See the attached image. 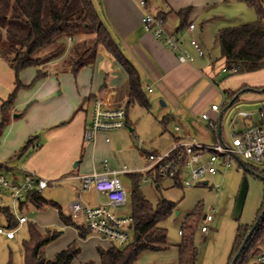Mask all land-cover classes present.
<instances>
[{
    "label": "rangeland",
    "instance_id": "obj_1",
    "mask_svg": "<svg viewBox=\"0 0 264 264\" xmlns=\"http://www.w3.org/2000/svg\"><path fill=\"white\" fill-rule=\"evenodd\" d=\"M224 9L228 11L221 18L210 19L205 15H201L194 22L197 31L201 29V34L197 32L196 36L203 45L206 57H211L214 61H217L214 68V72L217 73L215 82L221 88H227L229 85L237 87L249 84L244 89L255 90L250 92L255 96L253 100H240L233 106L225 108L221 122L222 135L223 140L231 144L232 133H239L259 121L260 109L264 103V92H261L264 88V70L249 74H231L229 71L223 70L221 48L216 40L217 33L221 28L237 26L257 19L255 9L246 2H232L226 4ZM189 32L187 30L184 34L186 43H189L193 38V33ZM81 37H84V35L82 34ZM61 62L62 60L58 59L48 64V76L42 80H36L39 69L36 66L25 68L19 73V79L23 86L18 90L14 109L16 108L18 114L24 113L18 119L27 120L28 117H31L33 120L29 125L33 128L37 127L39 122L34 117L39 114L51 118L60 114L69 104H85L81 99L84 84L79 78V73L59 70L57 66ZM15 80V70L5 58L0 57V91L11 83L13 84L12 89L3 99H7L9 94L16 89ZM255 86L258 88L262 86L260 87L261 90L260 88L256 89ZM247 93L249 91L244 94ZM224 97L227 99L226 103L228 105L232 99L227 94ZM222 99V94H219L215 102L221 105ZM128 100L125 97L122 106L128 107L132 122L130 126L134 127V130L130 131L129 127H124L119 136H116L117 133L112 131L113 134H110L109 142L104 140L100 147H95L94 154L90 150L82 163V168L88 169L89 172L87 173L94 171L95 164L100 165L103 162H107L108 168L111 169H124L126 167L132 170H141L149 163L148 153L164 154L180 142L181 139L175 141V138L183 136L185 130L183 123L173 115L172 111L163 107L161 102H157L154 107L151 106L150 109H146L139 104L128 105ZM81 105L78 106L81 108ZM241 111L249 112L251 116L244 121L243 116L239 115ZM169 113L171 115L165 118ZM204 124L209 125V120H205ZM177 125L180 126V131L176 130ZM43 134V129H37L32 136L42 138ZM205 141L206 143L214 142L209 139ZM245 165H254L258 166L260 170L264 169V165H257L245 156L240 155L239 159L235 157L228 166L221 164V162L217 163L218 171L216 174L207 175L201 180H192V186L183 185L175 179L156 180L150 171L145 172L140 180L141 191L145 198L154 207H157L161 200L174 201L177 203V207L170 216L160 222V226L167 229L170 246L159 251H143L139 256L138 264H179V245L183 242L181 231L186 221L193 226L197 224L194 228V242L199 249L198 264H230L239 226L254 224L261 215L264 204L263 175H254L247 171ZM245 176L249 181V189L242 214L240 217H235L234 208ZM117 178L124 186L131 188L132 177L129 173H120ZM206 181H208V184H205ZM72 184H75L74 181L66 178L60 181L55 180L53 184L43 190L42 195L47 200H54L60 204L64 213L71 212V202L78 196ZM82 198L84 203L90 205H99L106 200L109 202L105 194H98L93 189L84 193ZM14 205L17 207L16 214L13 212ZM0 206L9 207L16 218L18 216L28 218L27 222L18 225L13 240H9L0 234V264L9 261L12 264L14 262L25 264L23 243L24 240L29 238L31 224H36L43 233L47 230L61 232L60 236L63 238L59 241L64 244L62 241L66 240L64 248L76 242L81 248V252L76 259L78 262L81 260H94L96 262L97 247H104V244L109 243L93 233H90L84 239L86 240L84 242L72 227L70 228L73 232H70L66 227L57 225V219H60V215L56 207L52 205L37 208L29 202L23 209H20L18 203L14 201L8 192L0 190ZM112 208L118 214L130 215L132 211L131 200H128L124 205H112ZM204 215H212L213 220L205 219ZM83 219L81 215L77 218L78 221H83ZM8 224L6 217L0 214V225L7 227ZM203 225L209 227L207 232L202 231ZM131 234L133 236L132 230ZM109 244L113 243L110 242ZM45 252L46 256L49 257L46 247Z\"/></svg>",
    "mask_w": 264,
    "mask_h": 264
},
{
    "label": "trees",
    "instance_id": "obj_2",
    "mask_svg": "<svg viewBox=\"0 0 264 264\" xmlns=\"http://www.w3.org/2000/svg\"><path fill=\"white\" fill-rule=\"evenodd\" d=\"M254 8L257 19L253 22L222 28L216 35L221 48L224 67L231 74H244L264 69V0H240ZM148 4V0H146ZM193 7L179 11L182 23L180 29L189 28V15ZM158 17L165 21L162 14ZM84 37H81V35ZM71 38V40H69ZM104 49L127 72L129 79V102L150 109L151 103L144 91L140 73L129 58L123 53L119 44L102 20L93 0H0V57L5 58L16 72V89L3 99L0 105L1 123L0 140L5 127L9 124L18 90L23 86L19 73L28 67H39L36 80L48 76V64L58 59L62 62L58 69L77 74L85 66H93ZM243 89V88H242ZM240 89V90H242ZM230 92L235 96L239 91ZM127 105V106H128ZM128 110V107H126ZM215 137L217 132L209 127ZM39 137L30 138L21 148L19 155L37 150ZM179 141L180 138H177ZM182 151L178 149L176 153ZM251 169L264 175V169L248 165ZM132 179L130 198L134 218L133 236L125 246L111 244L109 248L97 247L101 264H138L143 251L164 250L170 246L167 229L160 222L170 216L177 203L161 200L154 207L143 195L140 180L142 172L129 173ZM156 180L162 179L160 175ZM177 182L179 178L175 179ZM42 208L46 201L41 192L32 191L26 202ZM264 210V204L261 212ZM60 218L66 225L77 229L80 239H86L91 233L83 223H77L72 217L59 210ZM199 214L198 212H195ZM0 214L8 221V228H16L19 221L11 209L0 206ZM194 214V213H192ZM254 228L252 225H240L230 258V264L241 248L249 232L254 228L236 264H264L257 262V257L264 251V214ZM186 221L182 229L183 242L179 245V264H198L199 249L194 242V228ZM61 232L47 230L41 232L36 224L29 227V238L24 240L23 251L25 264H72L81 252L76 242L59 251L54 257H47L45 247L60 236ZM6 264H12L11 261ZM83 264H96L94 260Z\"/></svg>",
    "mask_w": 264,
    "mask_h": 264
},
{
    "label": "crops",
    "instance_id": "obj_3",
    "mask_svg": "<svg viewBox=\"0 0 264 264\" xmlns=\"http://www.w3.org/2000/svg\"><path fill=\"white\" fill-rule=\"evenodd\" d=\"M93 1L102 20L123 53L139 71L144 91L151 106L154 107L155 103L161 102L163 107L172 111L173 115L183 123L184 134L183 136H177L175 141H178L177 138L183 140L192 137L191 139L203 143H206L205 140L207 139L215 142L214 134L209 126L204 124L205 120L201 118L202 114L207 112L211 117L218 116L219 119L223 118L225 108H229L230 103L228 105L226 103L221 113L217 115L210 109L212 104H217L215 102L217 95L222 94L224 99L227 94L229 98L234 99L236 95L233 96L230 92L244 89L249 84L237 87L229 85L227 88H221L215 82L217 73L214 72V68L217 61H214L211 57H206L203 45L196 36L197 32L201 34V29L199 31L197 29L191 31L188 27L180 29L182 19L179 11L193 7L189 15V21L190 23H195V19L201 15H205L210 19L221 18L228 11L224 9L226 4L245 2L240 0H148L150 10L155 15L162 14L165 17L166 28L180 40L181 48L186 50L191 58L188 61H181L177 51L166 47L152 32L145 29L142 22L143 10L137 0ZM186 29L193 33V37L198 39L204 50V55H200L197 52L191 40L186 43L184 38ZM222 64L224 65L223 61ZM79 78L84 84V90L81 94V99L85 103L82 104L83 106L80 103L69 104L60 114L51 118L43 117V115L39 114L34 117L35 120H39L35 128L29 125L33 120L31 117H28L27 120L18 119L24 113H19L15 117L16 108L12 111L10 124L4 130L0 140V169L9 179L21 181L25 176V171H35L40 176L48 179L60 181L66 178L74 181L75 184H72V187L78 193L80 186L79 176L90 174L87 173L89 172L87 168H82V163L88 152L91 150L94 154V148L100 147L104 140L107 141V138H110V134L117 133L116 136H119L124 130L123 128L113 133L98 132L96 140L92 142L86 141L84 138L85 129L90 121L91 107L97 96H109L118 105H123L125 97L129 99V79L126 70L106 50L102 49L97 62L93 66H85L79 71ZM12 87L13 84L11 83L0 91L1 102ZM255 88L259 89L256 86ZM248 91L249 93L244 94ZM254 91L244 89L233 105L240 100H253L255 96L250 92ZM78 105H81V108ZM127 112L126 127L133 131L134 127L130 126L132 122L129 117V111L127 110ZM170 115L171 113L167 114L165 118ZM247 117L249 116H243L244 121ZM176 127H179V129H176L177 131L181 130L180 126L177 125ZM220 127L222 130V124ZM37 129L44 130L43 137L37 141L40 144L39 148L34 150V152L31 151L30 153L19 155L21 148L33 137L32 135ZM221 140L224 141L223 135ZM150 154L148 153V155ZM105 164L106 162L100 165L95 164L93 172L104 171L106 169ZM41 194H43V191ZM44 199L46 201L45 205L56 207L58 213L59 210H62V206L56 201L47 200L45 197ZM107 203L108 201L106 200L102 204ZM62 212L64 213L63 210ZM65 214L71 217V212L67 211ZM73 220L80 224L84 222V219L83 221ZM57 225L66 227L70 232H73L70 228L72 227L78 232L73 226L63 223L61 218L57 219ZM14 238L7 239L13 240ZM61 238L63 237L59 236L46 246L49 257H52L65 247L66 240L62 241L64 243L62 244L59 241ZM102 239L110 243L109 240ZM83 241L85 242L86 240L83 239ZM109 243L104 244V247L109 248L111 246ZM75 260L72 264H83L87 261L81 260L78 262L76 260V263ZM96 262L101 264L99 254ZM13 264L16 263L14 262Z\"/></svg>",
    "mask_w": 264,
    "mask_h": 264
},
{
    "label": "built area",
    "instance_id": "obj_4",
    "mask_svg": "<svg viewBox=\"0 0 264 264\" xmlns=\"http://www.w3.org/2000/svg\"><path fill=\"white\" fill-rule=\"evenodd\" d=\"M137 2L143 10L142 22L145 29L152 32L166 47L177 51L181 61L191 60L186 50L181 48L180 40L168 31L165 21L150 10L146 0H137ZM196 29L195 23L189 25V30L194 31ZM191 43L200 55H204V50L197 38L193 37ZM223 70L228 71L225 67ZM226 102L224 98L221 105L212 104L210 109L218 115ZM127 115V109L116 104L109 96H97L93 101L90 121L84 132L85 140L92 142L96 140L98 132L110 133L126 127ZM239 115L250 116L251 113L240 112ZM201 118L209 120L208 126L217 132L218 139L216 142L203 143L187 138L175 144L173 148L164 154L151 153L148 165L141 170H132L126 167L124 169H110L106 162L104 171L80 175L78 196L71 202L70 206L71 217L77 219L80 215L83 216V223L91 233L99 235L116 245L125 246L132 240L131 230L134 218L132 214H118L112 208V205H124L130 198V190L118 180V174L131 172H142L144 174L150 171L153 177L157 175H160L162 179H177L178 177L181 184L192 186V180H201L207 175L216 174L218 171L217 163L221 162V164L228 166L236 156L243 155L257 165H264V103L260 109L259 121L239 133H232L231 144L219 138L220 119L218 116L211 117L209 113L205 112ZM176 129H179V127H176ZM107 141H110V138H107ZM38 146L39 143H36L35 147ZM178 149H182V151L176 153ZM54 182L55 180H48L35 171H25L23 180L15 181L9 179L0 169V190L8 192L19 207L27 200L30 192H42ZM92 189L100 194H105L109 202L99 205L84 203L83 194ZM13 212L14 214L17 213L15 205ZM16 219L19 221V225L28 221L25 216H18ZM205 219L211 221L213 216L206 215ZM18 227L8 228L0 225V234L12 239L16 236ZM208 230L207 225L202 226L203 232ZM256 261L264 263V251L257 257Z\"/></svg>",
    "mask_w": 264,
    "mask_h": 264
},
{
    "label": "water",
    "instance_id": "obj_5",
    "mask_svg": "<svg viewBox=\"0 0 264 264\" xmlns=\"http://www.w3.org/2000/svg\"><path fill=\"white\" fill-rule=\"evenodd\" d=\"M244 91V89L240 90L239 93L236 95V97L234 99H232V101L230 102L229 104V107L233 105V103L235 102L236 98ZM261 91H264V88L261 90ZM14 116H18V113L14 114ZM222 119V117H221ZM221 119H220V126H221ZM219 136L220 138L222 139V130H221V127H220V131H219ZM236 158L239 159L238 156H236ZM246 169L247 171H250L251 173H253L254 175H257V176H261L260 173L256 172L255 170L251 169L250 167L246 166ZM262 178L264 179V175L262 176ZM205 184H208V181L205 182ZM248 189H249V181H248V178L247 176H245L243 178V181H242V184H241V187H240V190H239V194H238V197H237V200H236V204H235V208H234V216L235 217H240V215L242 214V211H243V208H244V204H245V200H246V196H247V193H248ZM264 214V210L263 212L261 213L260 215V218L263 216ZM204 218H206V215H204ZM260 219L258 218L256 221H255V225H254V228L257 226V224L259 223ZM254 228L249 232L248 236L246 237V239L244 240L243 244L241 245V248L239 249V251L236 253V255L234 256L231 264H236L247 241L249 240L250 236L252 235L253 231H254Z\"/></svg>",
    "mask_w": 264,
    "mask_h": 264
}]
</instances>
